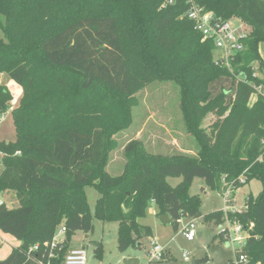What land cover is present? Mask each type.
Masks as SVG:
<instances>
[{"label":"trees","instance_id":"16d2710c","mask_svg":"<svg viewBox=\"0 0 264 264\" xmlns=\"http://www.w3.org/2000/svg\"><path fill=\"white\" fill-rule=\"evenodd\" d=\"M164 1L0 0L6 36L0 39V75L22 88L12 108L13 92L0 82V116L11 110L17 132L14 141H0V192L13 189L19 202L0 206V232L20 242L0 264H64L76 232L94 229L88 185L100 192L95 217L119 223L121 252L152 236L138 220L152 199L178 230L186 214H202L200 198L188 192L196 177L213 190L261 181V192L247 197V209L230 217L248 229L236 250L237 258L246 257L240 264H264V92L257 93L258 86L264 91V0H196L219 18L251 26L245 49L230 66L216 63L214 41L203 40L185 16L187 0L163 8ZM228 75L237 79L229 103L224 91L212 96L209 90ZM159 80L180 86L184 121L198 152L153 154L132 141L124 172L115 176L105 167L112 135L130 125L135 94ZM208 113L218 116L210 131L201 126ZM171 176L181 183L169 184ZM209 217L225 221L223 211ZM63 226L64 237L53 247ZM97 245L102 256V242Z\"/></svg>","mask_w":264,"mask_h":264},{"label":"rangeland","instance_id":"374dc122","mask_svg":"<svg viewBox=\"0 0 264 264\" xmlns=\"http://www.w3.org/2000/svg\"><path fill=\"white\" fill-rule=\"evenodd\" d=\"M232 23L235 27L245 22L239 18H233ZM245 27L248 31L251 30L249 24L245 23ZM0 39L6 40L1 22ZM262 47L264 48V42H262ZM0 82L5 83L13 92L12 108L18 106L22 97V88L4 73L0 75ZM209 90L212 96H217L224 91L227 103H229L236 93L237 79L229 75L221 76L210 83ZM180 93V86L175 82L159 80L135 94L130 125L112 135L113 140L110 143L113 147L108 152L105 166L111 174L116 176L124 172L128 161L126 148L132 141H138L147 152L153 154L185 153L196 155L199 144L195 135L187 130L180 104ZM254 100H256V96H253ZM217 118L215 113H208L201 126L206 131H210V125ZM16 137L13 112L8 110L7 113L0 116V141H14ZM3 159L4 154L0 152V173L4 169ZM239 178L244 177L240 176ZM166 181L172 186H177L181 183L182 178L171 176ZM262 187L261 181L254 179L249 184L235 190V193L230 194L229 197L236 208L243 210L248 200L247 197L251 193L253 196H257ZM188 192L191 195H197L201 200L202 214L200 217L191 218L186 214L180 220L179 229L176 230L173 224L161 221L160 204H152L149 201L147 203L149 207L138 220L141 224L151 227L152 236L141 239L139 246L130 247L127 251L121 252L118 248L119 223L116 221L103 222L95 217L96 203L100 192L94 186L88 185L85 187V193L93 215L94 229L88 234L77 231L73 236V245L75 248L87 249V264H124V258L131 257L128 255L129 253L135 254L142 264H237L236 250L242 248L248 237V232L240 235V242L224 240L220 232L229 226L227 221L221 222L219 218L209 217V214L225 209L224 190H213L208 187L204 178L196 177L189 185ZM0 200H4L8 208H15L19 205L16 192L10 188L0 192ZM191 221L196 224V236L194 240L189 241L185 237L184 231ZM230 227L232 226L230 225ZM232 234L235 238L234 232ZM153 240L165 247L166 259L150 260L148 250ZM98 242H102V256H97ZM16 244L18 241L13 236L0 232V259L7 257Z\"/></svg>","mask_w":264,"mask_h":264},{"label":"built area","instance_id":"2783aa9c","mask_svg":"<svg viewBox=\"0 0 264 264\" xmlns=\"http://www.w3.org/2000/svg\"><path fill=\"white\" fill-rule=\"evenodd\" d=\"M177 0H165L162 7L176 3ZM189 7L185 16L195 22V27L198 32L203 36V40L209 39L213 40L216 45V51L218 55L216 56V63L225 64L230 66V60L235 54L241 52L245 49L244 40L247 38L249 31L245 27V23H241L238 26L233 25L232 19L224 20L217 17L213 12L207 11L205 7L199 5L196 0H187ZM257 76V73H254ZM241 78L247 80V76L242 75ZM264 92L261 86L257 87V93ZM257 93L254 96H257ZM262 159V158H261ZM243 176V175H241ZM244 177V176H243ZM244 181V178H239ZM235 188L233 184L227 185L224 190V197L226 201V207L223 210L225 214V221L228 223V227L221 230L220 235L224 240L241 241L240 235L244 232H248V229L241 223L232 220L230 214H240L247 209V203H245L244 209L240 210L236 208L233 201L230 199V194H234ZM231 203V205H229ZM152 204L155 201L152 199ZM6 205L4 200H0V206ZM230 225L232 227H230ZM250 227H254L252 223ZM66 228L60 227L57 231L53 241L52 246L55 247L59 242L62 241L64 237ZM234 232L235 238H233ZM185 237L191 241L194 240L196 236V224L191 221L187 224L184 231ZM246 242V241H245ZM245 244V243H244ZM243 244V246H244ZM37 247V246H35ZM165 247L158 243L157 241H152L151 247L148 250V255L151 261H160L164 259ZM53 256V254H51ZM186 257V254L184 255ZM88 261V251L86 248H73L66 255L64 264H87ZM237 264L246 262L245 255L241 254L239 258L236 257ZM48 264H52L49 262Z\"/></svg>","mask_w":264,"mask_h":264},{"label":"water","instance_id":"95a60500","mask_svg":"<svg viewBox=\"0 0 264 264\" xmlns=\"http://www.w3.org/2000/svg\"><path fill=\"white\" fill-rule=\"evenodd\" d=\"M1 165V161H0ZM160 219L162 222L169 224L172 223V220L169 216V214H163L160 216ZM124 264H140V259L136 256L126 257L124 258Z\"/></svg>","mask_w":264,"mask_h":264},{"label":"crops","instance_id":"0c3cea01","mask_svg":"<svg viewBox=\"0 0 264 264\" xmlns=\"http://www.w3.org/2000/svg\"><path fill=\"white\" fill-rule=\"evenodd\" d=\"M260 52H261V55L263 56V58H264V48L262 47V42L260 43ZM11 111V110H10ZM3 116V115H2ZM18 241V240H17ZM20 244V242L18 241V244H16L15 246H18ZM14 246V247H15ZM127 251V250H126ZM128 255H131V256H135V254H133V253H129ZM128 257V256H127ZM140 264H142L141 262H140Z\"/></svg>","mask_w":264,"mask_h":264}]
</instances>
